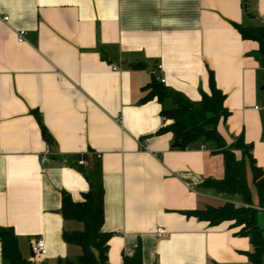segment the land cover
I'll use <instances>...</instances> for the list:
<instances>
[{"label": "crops", "instance_id": "0c3cea01", "mask_svg": "<svg viewBox=\"0 0 264 264\" xmlns=\"http://www.w3.org/2000/svg\"><path fill=\"white\" fill-rule=\"evenodd\" d=\"M263 17L264 0H0V227L14 230L29 263L81 254L63 240L83 225L64 219L62 198L82 201L91 181L104 189L110 264L139 246L143 264H251L240 228L187 215L241 205L200 188L224 179V156L176 149L161 115L172 102L142 100L162 78L200 106L212 72L231 113L219 133L228 146L243 137L264 170L261 46L238 30L264 27ZM37 237L47 255L34 260Z\"/></svg>", "mask_w": 264, "mask_h": 264}, {"label": "trees", "instance_id": "16d2710c", "mask_svg": "<svg viewBox=\"0 0 264 264\" xmlns=\"http://www.w3.org/2000/svg\"><path fill=\"white\" fill-rule=\"evenodd\" d=\"M238 30L245 40L260 44L259 61L264 69V27ZM210 93H202L200 106H195L182 95L168 91L155 78L144 89L147 92L142 100L147 103L155 98L159 101L169 99L173 107L163 110L161 115L171 121L164 130L173 136L175 148L187 150L195 144L207 145L215 153L224 156L225 176L222 181H205L200 185L203 190H212L218 195L238 199L243 207H236L227 202L221 207H208L204 210L187 213L188 216L208 222L212 227L229 223L231 229L240 228L237 235L249 238L253 247L249 254L251 264H263L264 229L258 220V211L252 208V194L247 181L246 160H249L253 183L259 198V205L264 208V170L253 156V147L243 137L228 146L218 131L221 122L226 121L231 113L225 107L226 96L215 83L210 72ZM44 137L48 138L45 127ZM91 189L83 195V200L74 202L70 195L62 198V215L83 225L82 231L64 232L63 240L67 244L79 246L82 250L76 260L65 264H110L109 249L112 234L103 231L105 221L104 189L101 184L90 181ZM0 245L3 264H31L22 255L19 239L12 228L0 227ZM123 264H143V251L139 246L132 255L123 256Z\"/></svg>", "mask_w": 264, "mask_h": 264}, {"label": "built area", "instance_id": "2783aa9c", "mask_svg": "<svg viewBox=\"0 0 264 264\" xmlns=\"http://www.w3.org/2000/svg\"><path fill=\"white\" fill-rule=\"evenodd\" d=\"M5 21H8V19L6 18ZM263 21H264V17H263ZM24 36L25 33L24 32H20L18 34V42L19 43H23L24 42ZM160 69V68H159ZM117 69L114 68V71H116ZM160 83L161 84H166V80L160 78ZM256 110H258L259 108L256 107ZM203 149H206L205 147H202ZM51 155V151H50V147H48L47 151L44 153L43 157H42V161L43 163L47 160V158ZM80 166L86 165L85 161H81L79 162ZM261 209H259L260 211ZM162 235L159 234L158 237H161ZM31 251L32 254L34 256V260H39V259H43L46 257L47 255V247H46V243L44 241V239L42 237H37L35 239H33L32 243H31Z\"/></svg>", "mask_w": 264, "mask_h": 264}, {"label": "rangeland", "instance_id": "374dc122", "mask_svg": "<svg viewBox=\"0 0 264 264\" xmlns=\"http://www.w3.org/2000/svg\"><path fill=\"white\" fill-rule=\"evenodd\" d=\"M254 187V186H253ZM251 188V194H252V204H253V206H255V208H259L260 207V205H259V198H258V194H257V191H256V189L255 188ZM235 206L236 207H243V205L241 204V205H236L235 204ZM256 211H258V210H256ZM258 220H259V224H260V226L264 229V208H261V210L260 211H258ZM78 258V257H77ZM76 258V259H77ZM76 259H74V260H76ZM263 264H264V258H263Z\"/></svg>", "mask_w": 264, "mask_h": 264}]
</instances>
